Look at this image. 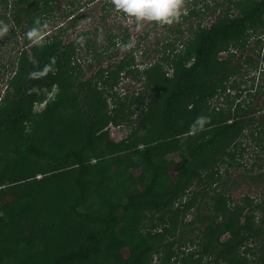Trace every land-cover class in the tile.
Masks as SVG:
<instances>
[{
	"label": "trees",
	"instance_id": "1",
	"mask_svg": "<svg viewBox=\"0 0 264 264\" xmlns=\"http://www.w3.org/2000/svg\"><path fill=\"white\" fill-rule=\"evenodd\" d=\"M4 1L6 12L0 13V25L7 24L10 32L19 30L25 34L38 27L40 42L34 43L26 35V46L18 50L19 55L14 61L8 60L16 70L7 79L13 93L8 90L2 99L7 103L0 106V131L5 130L7 134L8 129L4 127L7 125L12 138L24 145L19 147L16 143L17 147H9L12 152L25 157L47 158L51 164L48 171L46 167H39L41 171L37 173L38 161L26 157L22 166L11 167L9 177L13 182H20L14 177L15 170L21 169L28 175L25 192L11 200L4 199L7 192L1 187L0 180V233L10 223L15 224L28 214L36 212L39 217L44 209L49 217L55 214L54 217L60 215L61 219L62 216L64 226L59 230V239L48 244L50 247L58 241L52 250L59 251L47 257L32 242L36 240L32 234L18 239L6 235L4 238L0 234V264H87L102 253L114 255L116 264H142L156 244L149 243L137 227L141 212L168 209L189 195L190 199L180 203L175 210L184 211L181 207L189 210L195 205L199 214L201 208L196 205V195L200 188L222 178L219 167L226 159L230 160L229 164H241V159L250 153L253 161L249 167L245 165V170L252 173L256 166L264 168V101L255 108L251 99L243 97L245 90L250 93L255 89V71L259 73L257 90L264 87V0H192L183 9L184 14L177 25H163L169 32L162 41H156L154 47L139 43L131 49L125 47L131 40L128 28L117 32L108 29L105 39L100 38L99 26L82 30L74 37L66 34L82 16L77 12L97 0H69L63 9L56 0ZM107 5L114 7L112 0L103 8ZM218 9L216 18L205 24L206 14ZM61 15L69 17L70 23H60L57 18ZM106 15H102V21L106 20ZM192 18L197 21L193 23ZM183 21L189 22L186 28L182 26ZM154 25L151 24L149 29ZM186 31L188 35H185ZM149 33L150 30L143 38ZM119 43L129 50L114 60L117 63L101 67L96 83L92 78L76 83L82 75L80 72L77 76L74 74L80 67L82 49L90 55L88 61L101 62L118 56L120 48L116 46ZM136 51L147 61L155 52L157 59L153 61L157 62L142 70L137 67L127 69L131 76L141 75L145 79V89L132 97L129 104L113 93L116 99L113 111L119 112L120 118L124 119L125 108L134 106L139 111L138 129L160 121V133L137 150L141 166L139 174L124 168L120 158L108 157L92 168L89 153L96 147L98 132L110 121L118 119L116 115L108 114L104 92L110 89L114 92L119 73L136 60ZM222 53L226 55L221 56ZM0 67L6 69L8 65L1 63ZM166 67L172 70L171 74ZM53 84L63 85L66 90L64 96L48 102L44 108L42 132L49 137L50 150L38 143L36 134L27 130L26 123L34 114L36 102L45 98L43 89ZM75 86L91 101V108L81 109L84 125L75 124L67 114L70 104L74 111L79 104L80 97L67 92L68 87ZM148 92L152 93L149 98ZM200 115L209 120L192 134L191 126L182 122ZM56 151L58 153H54ZM171 169L176 170L175 176ZM59 171L62 173L58 179L67 177L72 186L60 189L55 195L49 187L59 185L56 177L53 178L60 175ZM39 172H52L53 176L38 178ZM262 175L259 173L257 177ZM31 179H40V182L47 179L45 189L36 187ZM47 190L54 197L51 199L53 206H57L60 199L65 204L64 210L57 208L55 212L45 206L46 199L38 195L45 196ZM222 193L221 190L218 199L212 196L215 201L211 208L215 215H204L202 219L209 221L205 231L212 239L228 233V238L220 242L221 247L216 250L215 260L248 264L235 253L243 246H250L251 250L257 246L264 251V230L253 224L255 210L263 209V205L256 203L245 212L237 204L230 210ZM96 197L97 209L93 212L81 209ZM46 218L38 219L37 223ZM169 219L174 224V217ZM210 245L211 241L204 245L205 253L209 252ZM124 248H127V256L122 254ZM259 257L260 262L256 264H264L263 253L260 252Z\"/></svg>",
	"mask_w": 264,
	"mask_h": 264
},
{
	"label": "rangeland",
	"instance_id": "2",
	"mask_svg": "<svg viewBox=\"0 0 264 264\" xmlns=\"http://www.w3.org/2000/svg\"><path fill=\"white\" fill-rule=\"evenodd\" d=\"M69 0H56L60 9H63L64 6L68 5ZM87 1V0H80ZM110 0H97L93 3L88 4L84 7V10H80L77 14H82L78 23L74 27H70L66 34H69L70 37H74L78 32L82 30L93 29L96 26L101 27L100 30V38L105 39V35L108 29L113 30V32H117L119 30H123L124 28H128L131 32V40H134V46L129 49L137 46L139 43H143L144 45H149L150 47H154L156 41H162L167 33L169 32L166 27L163 25H154L151 21H142V27L139 31L136 29V20L134 17H129L125 13L117 11L114 7L107 5L105 9L103 8L106 2ZM214 2V0H210ZM192 0H184V9L190 5ZM5 1L0 0V13H5ZM220 9H218L215 13H207L205 16V24H210L216 16L219 14ZM58 13H61V10H58ZM106 15V20L102 21V15ZM60 23L68 24L70 23L69 17H63L62 15L57 18ZM191 21L195 23L197 18H192ZM177 22L171 24L172 27L177 25ZM152 28L149 29L150 25ZM188 21H183L182 26L186 28L188 26ZM7 25V24H6ZM9 26V25H7ZM118 26H120L118 28ZM150 30V33L143 38V35ZM188 31H186L185 35H188ZM25 32H21L17 30V32H10L9 27L8 31L0 32V66L1 63H7L8 68L4 69L0 67V106L5 105L7 101L2 100L5 95L8 94V90L13 93V89H11L8 85L7 79L11 77V75L15 72L16 68L10 65V61H14L16 57L19 55L18 50L21 49L25 45ZM254 43L252 42L251 46ZM26 46V45H25ZM116 47H119L118 56L114 58H108L105 61H88L90 55H87L84 49L80 51V67L76 68L75 73H81V77H79L76 81H85L87 79H93L94 83L98 81V70L101 67H108L111 63L115 64L118 61H114L115 59L121 57L126 51L129 49H124L122 44H118ZM98 49V47H96ZM113 49H110L112 51ZM114 51V50H113ZM137 57L135 61H132L131 65L125 70H122L117 77V84L113 87L114 92L110 90H105L104 96H106L108 101V106L106 107L108 114L116 115V121H110L103 130H100L96 136V147L93 152L89 153V161L92 165V168H96L103 160L106 158H120L121 162L127 170L134 171L135 174H139L141 171V166L138 164L140 156L137 152L139 148L145 146V143L148 141H152L155 137L158 136V132L161 130V123L148 124L145 129H138V120H139V111L132 108H125L124 119L120 118L119 112H114L113 107L116 105V99L113 93L122 97V99L129 101L132 97L137 95L139 92L144 91L145 89V79L142 78L141 75L137 77L131 76L127 69H135V67L139 69H143L146 65H150L153 61L157 59V54L155 52L151 53V57L147 61L144 57H141L140 52L136 51ZM226 53H222L221 56H225ZM112 60V61H111ZM113 69V67L111 68ZM169 74H171L172 70H168ZM76 74V76L78 75ZM255 74V89L251 90L249 93L248 90H245L243 93V97L246 99H251L255 108L260 105L262 101H264V87L260 90H257L259 87V77L258 71L253 72ZM106 76V74H105ZM114 81V80H113ZM68 87L67 92L69 94H76L79 96V104L74 111L72 105H69L67 108V114L69 117L76 122L75 124L84 125L85 119L84 115L81 113L82 110H87L91 108V101L89 102V98L84 96V94L79 93V89ZM244 87V85H243ZM64 86L60 84H53L50 88L46 87L43 89L45 98L42 101H37L34 107V114L30 120L27 121L26 127L30 133L36 134L38 143L47 149H52L51 145H49V137L47 134L42 132L44 127L43 120V112L46 104L48 102L56 101L59 97L64 96ZM235 90H232V93ZM66 92V93H67ZM151 92H148L147 97L151 96ZM84 97V98H83ZM83 99V100H82ZM220 104L223 103L222 98H220ZM216 100L213 101V103ZM82 109V110H81ZM132 110L131 112L129 110ZM257 109H255L256 111ZM90 112H92L90 110ZM196 117L191 116L187 118L183 124H187L188 126H192ZM8 129L7 134L5 130L0 131V180L2 181L1 187L7 192L4 199L11 200L15 196L21 195L25 192V181H28L27 174L20 169V171H14V177L18 178L20 182L11 181L10 168L19 166L22 162H24L26 157H30L38 161L37 166H35L36 171H41L39 167H46L47 171L50 166V160L43 157L37 156H26L23 154H16L12 152L9 147H24L18 139L14 140L9 132L8 126H4ZM69 130L70 124L68 125ZM198 130L190 128V133L195 134ZM106 135H103L104 133ZM15 143V144H14ZM17 143V145H16ZM8 149V152H6ZM248 151H251V148H248ZM54 153H58L57 151ZM264 157V155H263ZM239 158V157H238ZM241 164H229L230 160L226 159L225 162L221 163L219 170L222 178L212 185H209L204 188H200L199 193L196 195V205L200 206L201 210L198 214V209L194 205L189 210L184 211H176L175 209L178 207L180 203L188 201L190 199L189 195H186L181 202H178L174 206H171L168 209L161 210H144L141 212L139 221L137 223V227L140 231H142L146 235V239L149 243H155L156 248L145 256L142 264H228L226 261L218 263L215 260V253L218 247H221L222 241L228 238V233H224L223 235H217L215 238H211L210 235L206 233V224L209 222L208 220H202L204 215H215L212 210V205L215 199H212L214 196L218 199L219 192L222 190V195L224 199L227 200V204L230 206V210L234 208L235 205H239L241 209L244 211H248L250 206H253L256 203L263 205V209L259 208L255 210L253 224L256 228H262L264 230V168L255 167L254 172L246 171L245 165L249 167L252 163L251 154L247 153L243 159H241ZM264 159H262V162ZM22 166V164H21ZM43 171V170H42ZM40 173V172H39ZM60 175L53 176L52 172H47L46 174L40 173L37 174L38 178L40 177H52L55 178V181L59 185L49 187L52 191H55V195L59 193L58 191L62 188L66 190L71 187V180L65 177L63 180L58 179L61 176L62 171L58 172ZM171 173L173 176L176 174L175 169H171ZM259 173H263L261 177H257ZM253 175L255 178H251ZM42 177V178H43ZM51 178V179H53ZM49 179V180H51ZM40 179H31V183L38 187L39 189H45L44 183L47 179H44V182H40ZM216 188V190H214ZM17 189V190H16ZM195 189V187H194ZM219 191V192H218ZM191 192V191H190ZM52 194L49 193V190L45 191V196L38 195V197L44 198L45 206L49 209L54 210L56 212L57 208L60 210H64V203L59 199L57 202V206H53L54 202H51L53 199ZM97 196V195H96ZM99 207V203L96 200L91 199L88 204L84 205L81 209L93 212L95 209ZM48 210V211H51ZM46 210L44 209L41 212L39 217H37V213L28 214L23 217L19 222L13 224L10 223L8 226L3 228L1 234L2 237L12 238H20L22 237H30L29 234H32L36 237V240H32L37 246L39 252L43 254V256L47 257L52 253H57L59 249L52 250L54 246H57L58 241L55 244L48 246L51 241L58 240L59 230L63 229L64 224L62 223V216L60 219V215L57 217H49L46 214ZM174 217V224H171L170 217ZM44 219L45 221H41L37 223L38 219ZM57 219L60 220L59 224L57 223ZM219 219H224L222 216H219ZM42 224V225H41ZM57 224V225H56ZM47 225L46 227H43ZM51 225H54L51 231ZM89 224L85 226L87 229ZM43 227V228H42ZM20 234V235H19ZM56 234V235H52ZM67 238V237H66ZM64 238V240H66ZM44 241V242H43ZM46 241V242H45ZM212 242V245L209 247V252L205 253L203 251V247L208 242ZM250 246H243L239 250L236 251V257L240 258V260H245L248 264H256L260 262V252H262L260 248L257 246L251 250ZM49 248V249H48ZM51 248V249H50ZM49 250L50 252H46ZM122 254L124 256L128 255L127 248L122 249ZM118 258V257H117ZM119 261V258H118ZM87 264H116L114 255H109L106 253L99 254L94 258V260L88 262Z\"/></svg>",
	"mask_w": 264,
	"mask_h": 264
},
{
	"label": "clouds",
	"instance_id": "3",
	"mask_svg": "<svg viewBox=\"0 0 264 264\" xmlns=\"http://www.w3.org/2000/svg\"><path fill=\"white\" fill-rule=\"evenodd\" d=\"M117 11L125 13L136 20L137 31L143 26L142 21L156 22L160 25H169L180 20L184 14V0H112ZM39 24V21L36 22ZM6 24L0 25V32H7ZM27 37L34 43L40 42V29L33 27L26 33ZM134 46V40H130L125 47ZM209 117L197 116L192 124L193 129H202Z\"/></svg>",
	"mask_w": 264,
	"mask_h": 264
}]
</instances>
